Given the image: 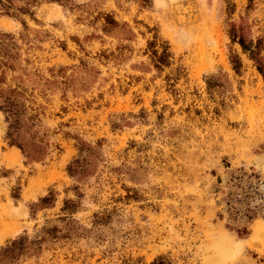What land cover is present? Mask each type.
I'll use <instances>...</instances> for the list:
<instances>
[{"label": "rangeland", "instance_id": "rangeland-1", "mask_svg": "<svg viewBox=\"0 0 264 264\" xmlns=\"http://www.w3.org/2000/svg\"><path fill=\"white\" fill-rule=\"evenodd\" d=\"M233 28L264 40V0H0V264H264Z\"/></svg>", "mask_w": 264, "mask_h": 264}, {"label": "trees", "instance_id": "trees-1", "mask_svg": "<svg viewBox=\"0 0 264 264\" xmlns=\"http://www.w3.org/2000/svg\"><path fill=\"white\" fill-rule=\"evenodd\" d=\"M240 33V36H238ZM231 36L233 42H237L243 49V51L249 55L250 59L253 60L258 68V71L264 76V59L261 56V50L262 46L264 45V40L260 39L256 43L246 42L242 30H236L235 28L231 31ZM238 39V41H237ZM166 60L164 58L160 59V62L164 63ZM233 63L235 64V68H238L240 66V62L238 60H234ZM0 110L3 111L2 106L0 107ZM6 113H10V110H8L7 105L5 106ZM13 128V125H12Z\"/></svg>", "mask_w": 264, "mask_h": 264}, {"label": "bare ground", "instance_id": "bare-ground-1", "mask_svg": "<svg viewBox=\"0 0 264 264\" xmlns=\"http://www.w3.org/2000/svg\"><path fill=\"white\" fill-rule=\"evenodd\" d=\"M226 181H227V179H226Z\"/></svg>", "mask_w": 264, "mask_h": 264}]
</instances>
